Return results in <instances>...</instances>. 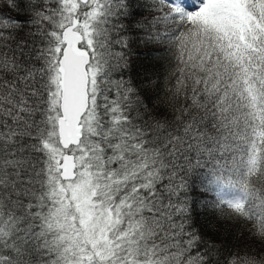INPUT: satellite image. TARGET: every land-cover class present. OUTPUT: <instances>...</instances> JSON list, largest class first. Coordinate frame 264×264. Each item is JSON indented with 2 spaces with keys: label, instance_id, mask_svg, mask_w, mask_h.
<instances>
[{
  "label": "snow or ice",
  "instance_id": "6c2138e0",
  "mask_svg": "<svg viewBox=\"0 0 264 264\" xmlns=\"http://www.w3.org/2000/svg\"><path fill=\"white\" fill-rule=\"evenodd\" d=\"M0 264H264V0H0Z\"/></svg>",
  "mask_w": 264,
  "mask_h": 264
}]
</instances>
